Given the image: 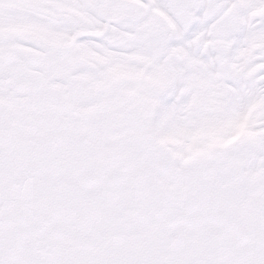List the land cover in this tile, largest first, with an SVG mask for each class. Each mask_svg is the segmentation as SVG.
<instances>
[{
    "label": "snow or ice",
    "instance_id": "1",
    "mask_svg": "<svg viewBox=\"0 0 264 264\" xmlns=\"http://www.w3.org/2000/svg\"><path fill=\"white\" fill-rule=\"evenodd\" d=\"M0 264H264V0H0Z\"/></svg>",
    "mask_w": 264,
    "mask_h": 264
}]
</instances>
